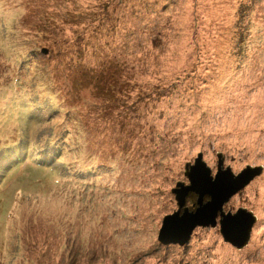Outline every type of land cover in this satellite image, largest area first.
<instances>
[{
    "label": "rangeland",
    "instance_id": "374dc122",
    "mask_svg": "<svg viewBox=\"0 0 264 264\" xmlns=\"http://www.w3.org/2000/svg\"><path fill=\"white\" fill-rule=\"evenodd\" d=\"M200 153L264 167V0H0V264H264V170L158 241Z\"/></svg>",
    "mask_w": 264,
    "mask_h": 264
},
{
    "label": "water",
    "instance_id": "95a60500",
    "mask_svg": "<svg viewBox=\"0 0 264 264\" xmlns=\"http://www.w3.org/2000/svg\"><path fill=\"white\" fill-rule=\"evenodd\" d=\"M43 51L47 52V49ZM218 159L215 174L203 160L202 153L195 159L194 164L186 165L185 176L189 184L179 182L173 189L177 210L164 217L158 236L160 243L185 245L197 227L219 225L223 239L237 249L249 244L257 215L245 207H240L235 212L226 211L225 205L260 176L264 167L248 165L236 174L230 166H225L223 154L219 153ZM190 193L198 196L196 208L193 210L186 204Z\"/></svg>",
    "mask_w": 264,
    "mask_h": 264
}]
</instances>
